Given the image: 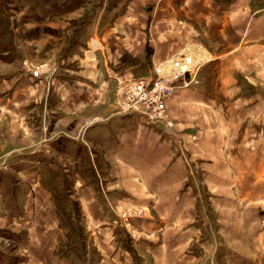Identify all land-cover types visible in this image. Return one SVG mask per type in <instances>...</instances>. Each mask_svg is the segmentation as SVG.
I'll list each match as a JSON object with an SVG mask.
<instances>
[{"label": "rangeland", "instance_id": "374dc122", "mask_svg": "<svg viewBox=\"0 0 264 264\" xmlns=\"http://www.w3.org/2000/svg\"><path fill=\"white\" fill-rule=\"evenodd\" d=\"M161 1L0 0V264H264V71L216 45L173 134L117 114Z\"/></svg>", "mask_w": 264, "mask_h": 264}, {"label": "crops", "instance_id": "0c3cea01", "mask_svg": "<svg viewBox=\"0 0 264 264\" xmlns=\"http://www.w3.org/2000/svg\"><path fill=\"white\" fill-rule=\"evenodd\" d=\"M160 8V18L152 19L150 24L146 22V30L144 29L145 39L149 37L153 44L151 57L157 60L154 64L188 44H195L196 38L207 42V46L202 42L196 43L201 47L203 56H217L214 50L216 45H219L221 49L224 48L221 57L240 58V62L245 66L243 68H249L248 72H253L255 68L257 72L264 71L257 65L258 62L262 63L261 55L255 54L257 51L254 52L264 43V0L230 1L226 6H223L220 0H164L161 1ZM123 29L124 39L131 38L132 33ZM236 50H239V54ZM242 58L244 60H241ZM215 59L205 64L203 74L217 63L218 59ZM201 79L204 82L206 76L201 75ZM177 92L178 95H175L169 104L176 103L185 92L188 93L186 89ZM143 121L145 122L141 120L137 126L142 127ZM114 140L116 138L104 139L103 143L112 142L113 145Z\"/></svg>", "mask_w": 264, "mask_h": 264}, {"label": "built area", "instance_id": "2783aa9c", "mask_svg": "<svg viewBox=\"0 0 264 264\" xmlns=\"http://www.w3.org/2000/svg\"><path fill=\"white\" fill-rule=\"evenodd\" d=\"M198 44H188L166 59L153 65L152 74L141 77H123V96L119 100L117 114L137 113L146 123H162L173 134V122L166 111L167 98L178 86L187 87L197 83L198 72L203 58ZM34 75L37 72L34 71ZM188 78V79H187Z\"/></svg>", "mask_w": 264, "mask_h": 264}, {"label": "bare ground", "instance_id": "6f19581e", "mask_svg": "<svg viewBox=\"0 0 264 264\" xmlns=\"http://www.w3.org/2000/svg\"><path fill=\"white\" fill-rule=\"evenodd\" d=\"M95 42V44L97 43L96 41H94Z\"/></svg>", "mask_w": 264, "mask_h": 264}]
</instances>
